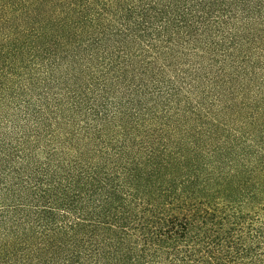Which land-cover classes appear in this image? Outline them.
Masks as SVG:
<instances>
[{
	"label": "trees",
	"instance_id": "obj_1",
	"mask_svg": "<svg viewBox=\"0 0 264 264\" xmlns=\"http://www.w3.org/2000/svg\"><path fill=\"white\" fill-rule=\"evenodd\" d=\"M0 264H264V0H0Z\"/></svg>",
	"mask_w": 264,
	"mask_h": 264
}]
</instances>
